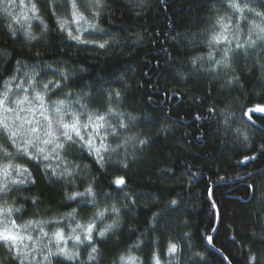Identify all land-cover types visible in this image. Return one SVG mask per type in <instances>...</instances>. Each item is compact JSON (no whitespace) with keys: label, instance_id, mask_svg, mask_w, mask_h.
I'll return each mask as SVG.
<instances>
[{"label":"snow or ice","instance_id":"6c2138e0","mask_svg":"<svg viewBox=\"0 0 264 264\" xmlns=\"http://www.w3.org/2000/svg\"><path fill=\"white\" fill-rule=\"evenodd\" d=\"M2 3L0 10L11 16V0H2ZM30 4L28 11L32 15L25 19L38 21L42 34H59L78 47L91 46L95 51L107 52L115 50L123 43L121 31L125 13L132 12L134 17L142 18L143 10L149 7V0H127L126 4L119 6L123 9L119 16L110 0H44L43 4L41 0H30ZM204 8L210 27L198 31L187 30L177 35L187 48L205 47L209 51L207 54L186 56L190 71L185 73L177 68L176 77L186 83L199 73L214 80L222 78L224 83L221 87L243 91L241 74L256 78V72L259 71V83L264 85V0H206ZM224 9L227 11H223ZM58 10L63 14H58ZM105 14L114 17L110 20L109 28L102 27L100 23ZM45 15L52 23L51 29L43 19ZM13 19L16 25H20L19 17ZM31 27L28 24L27 28L18 32L16 27L8 24L0 30V45H4L0 47V160L4 161L0 163V264H54V261L56 264H99L107 256L98 243L107 244L109 239L120 232L124 226L122 209L133 219L136 218L134 210L137 209V197L144 195L136 193L133 196L131 192L125 191L129 187L125 176L109 177V187L115 186L117 192L123 193V199L127 203L120 207L115 202L106 203L101 207L98 196L106 201L114 199L112 192L102 187L107 167L119 166L128 170L137 161L135 153H129V145L133 148L140 146L142 149L149 145L150 139L139 132L127 135L140 127L143 117L134 116L124 110L130 88V85L123 83L124 77L121 76L115 81H104L103 77H99L77 90L73 87L77 83L76 69L70 63L56 61L62 67L55 69L53 74L60 79L44 81V69H52V64L34 63L29 66L27 61L6 51L10 44L18 43L21 39L29 43L38 40L40 37L33 33ZM135 35L136 40L133 43H142L143 37L140 33ZM90 36L97 38H87ZM168 38L176 40V37ZM168 55L171 56V53ZM241 57L243 63H238ZM32 58L44 59L40 52H35ZM171 59L176 61L177 58L172 56ZM205 64L208 67H204ZM79 71L85 69L81 68ZM113 83L120 84V87L111 86ZM16 92L23 95L18 96ZM60 93L63 94L62 98L53 99ZM161 95L171 98L173 95L179 96V92L165 91ZM210 98L206 94L204 99L198 97L196 102L203 105ZM252 98L264 99V93H252L249 103L242 106L240 113V119L247 118L246 127L234 129L239 144L253 153L243 156L240 161L242 164L258 158L264 159V144H256L250 135L251 129L256 127V121L264 120V103H252ZM148 99L151 100L152 97L149 96ZM207 112L209 116H221L226 128L235 119L234 113L227 106H209ZM203 118L199 113L193 116L197 121ZM170 128L171 125H164L160 131L167 133ZM54 153L56 158L64 160L61 170L45 163L53 158ZM73 153H86L96 165L95 170H92L91 165L75 160L69 164L66 157ZM20 159L25 163L16 162ZM28 164H33L34 168ZM97 172H101V175H96ZM165 172L170 173L171 169H164L161 174ZM198 175L193 172L191 179L187 176L184 179L192 184ZM253 176V173L246 174L247 179H253ZM41 178L50 185H59L63 199L80 205V210L73 208L68 213L49 219H37L40 213L32 212L33 218L23 220L31 209H38L44 203L36 195H23L25 191L36 187ZM77 179L80 184L76 183ZM69 187H83V191L69 192ZM246 187L255 191L253 185L248 184ZM205 191L214 221L222 223L221 207L213 199L212 187H207ZM115 199L118 201L119 197ZM152 199L155 200L156 197ZM179 203L181 201L172 199L164 207L173 211V206L178 207ZM28 204L31 208L26 206ZM143 207L147 208L148 205ZM80 211H92V215L86 220L78 219ZM17 215L23 223L17 222ZM109 218L111 222L106 223ZM164 219L166 217L161 212L152 211L146 221L145 232L141 233L137 227H130L128 230L132 234L140 235L155 233ZM62 223L69 225L67 233L63 227H56ZM72 223L74 227L71 226ZM49 226L56 227V230L49 233L45 230ZM185 226H189L187 222ZM260 227L259 233L250 231L244 237L246 240L250 239L247 246L240 244L244 264H264V222H261ZM217 230L211 229L212 232ZM29 232L37 234H27ZM191 239L189 233H184L186 242ZM205 239L211 243L213 237L206 234ZM230 239L233 243H239L236 234ZM69 241L73 242L72 248L68 247ZM143 243L138 240L130 245L126 254H118L113 264H143L132 252L134 248L140 249ZM80 249L86 253V258L81 257ZM182 252L180 243L169 241L165 253L168 264H180ZM195 255L202 264H206L203 253L198 252ZM151 264H162L158 249L152 252Z\"/></svg>","mask_w":264,"mask_h":264},{"label":"trees","instance_id":"16d2710c","mask_svg":"<svg viewBox=\"0 0 264 264\" xmlns=\"http://www.w3.org/2000/svg\"><path fill=\"white\" fill-rule=\"evenodd\" d=\"M43 2L44 0H41L42 4ZM110 3L119 16L123 11L119 6L126 4L127 0H110ZM205 3L206 0H163V3L161 0H149V7L143 10L142 18L134 17L132 12L125 13L121 31L123 43L115 50L107 52L95 51L91 46L78 47L59 34L57 36L42 34L38 21L25 19L32 15L28 11L31 6L30 0H11L9 7L11 16L5 15L0 10V30L12 24L20 32L31 24L33 33L40 37L30 43L21 39L18 43L10 44L6 51L18 59L27 61L29 66L34 63L52 64V69H44L46 72L43 75L44 81L60 79L58 75L53 74L55 69L62 67L56 61L70 63L76 69L77 83L73 87L77 90L99 77H103L104 81H115L122 76L123 83L130 85L125 101L127 107L124 110L134 116L143 117L140 127L133 129L127 135H135L139 132L150 139L149 145L142 149L140 146L133 148L129 145L128 151L130 154L135 153L137 161L128 170H123L119 166L107 167L102 187L112 192L114 199L106 201L99 196L98 199L101 207L106 203L115 202L117 207L127 203L123 199V193L117 192L115 186L109 187L107 184L109 177L115 178L121 175L128 180L129 187L125 191L131 192L133 196L136 193H144V195L137 197V209L134 210L136 218L133 219L122 209L124 226L120 232L109 239L107 244L98 243L107 256V259L100 260L99 264H113L118 254H126L127 248L138 240L144 243L141 244L140 249L134 248L132 252L143 264H151L154 249L159 250L162 264H168L165 253L169 241L180 243L183 248L180 264H202L200 258L195 255L198 252L203 253L206 264H228L220 252L231 261V264H244L240 244L247 246L250 239L246 240L244 237L248 236L250 231L257 233L261 231L260 225L264 222V159L258 158L246 164L240 163L243 156L253 153L239 144L237 133L234 131L235 128L246 127L247 118L240 119V113L242 106L249 103L252 93H264V85L258 80L260 72H256V78L241 74L243 91H232L228 87H221L224 83L222 78L214 80L199 73L186 83L176 77L177 68H181L185 73L190 71L186 56L207 54L209 51L205 47L187 48L177 35L187 30L198 31L210 27L204 8ZM2 7L3 3L0 0V9ZM58 14L63 13L58 10ZM14 17L20 18V25L14 23ZM43 19L51 29L52 23L49 18L45 15ZM113 19L114 17L105 14L100 21L101 26L111 27L110 20ZM137 32L143 37L142 43H133ZM168 37H176V40ZM35 52H40L44 59H33ZM169 53L171 56L168 55ZM172 56L177 58L176 61L171 59ZM11 63L14 64V61ZM238 63H243L242 57ZM204 67L208 65L205 64ZM81 68L85 71H79ZM111 86L120 87V84L113 83ZM173 90L178 91L179 96L165 98L161 95L162 92L172 93ZM206 94L211 98L206 99L203 105L196 102L198 97L204 99ZM16 95L20 96L23 93L16 92ZM62 96L63 94L60 93L53 99ZM149 96L152 97L151 100L148 99ZM252 103H264V99L252 98ZM213 105L219 108L227 106L234 113L235 119L230 127H225L221 116L208 115L207 108ZM197 113L204 118L199 121L194 120L193 116ZM164 125H171L167 133L160 131ZM261 129H264V120H257L256 127L252 128L250 133L256 144H264V131ZM66 159L69 164L75 160L78 163L91 165L92 170L96 168L86 153L83 155L73 153ZM16 162L25 163L23 159ZM0 163L4 161L0 160ZM45 163L58 170L64 167V160L56 158L55 153L53 158ZM28 166L34 168L33 164ZM164 169H171V172L161 174ZM193 172L199 175L194 183L189 184L184 177L191 179ZM247 173H253V179H247ZM96 175L100 176L101 172H97ZM76 183L80 184V180L77 179ZM248 184L253 185L255 191L249 190L246 187ZM207 187H212L213 199L221 207L222 223L215 222L211 215L212 210L206 198ZM67 190L83 191V187L76 189L69 187ZM97 191L99 192V189ZM23 195H36L44 201L38 209H31L23 220L33 218L32 212L40 213L37 219H49L52 216L68 213L73 208L80 210L81 207L76 203L65 201L60 186L50 185L42 178L39 179L36 187L25 191ZM117 197H119L118 201L115 199ZM152 197L156 199L153 200ZM172 199L181 203L178 207L173 206L175 210L169 211L164 206ZM143 205L148 207L145 208ZM26 206L31 208L30 204ZM92 211L87 213L80 211L78 219L86 220L92 215ZM152 211L161 212L166 217L155 233L140 235L129 232L130 227H137L141 233L145 232L146 221ZM15 218L18 223H23L19 215ZM110 222L111 218L106 221V223ZM185 222L189 226H185ZM71 226L74 227V223ZM56 227H63L67 233L69 225L62 223ZM56 227L49 226L45 230L51 233ZM212 228L218 230L212 232ZM184 233L191 235L190 242L184 240ZM27 234L35 236L37 233ZM206 234L213 237L211 243L205 239ZM234 234L239 243L231 241L230 237ZM72 246L73 242L69 241L68 247L72 248ZM80 251L81 257L86 258L83 249ZM67 264H75V262H67Z\"/></svg>","mask_w":264,"mask_h":264},{"label":"water","instance_id":"95a60500","mask_svg":"<svg viewBox=\"0 0 264 264\" xmlns=\"http://www.w3.org/2000/svg\"><path fill=\"white\" fill-rule=\"evenodd\" d=\"M220 254L223 256V258L225 259V261L229 264V259L228 258L226 259V256L222 252H220Z\"/></svg>","mask_w":264,"mask_h":264}]
</instances>
